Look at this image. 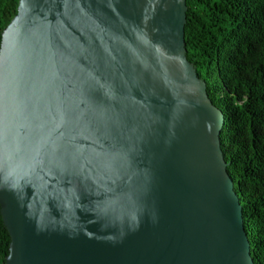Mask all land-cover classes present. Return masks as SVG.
Here are the masks:
<instances>
[{"label":"water","instance_id":"1","mask_svg":"<svg viewBox=\"0 0 264 264\" xmlns=\"http://www.w3.org/2000/svg\"><path fill=\"white\" fill-rule=\"evenodd\" d=\"M187 9L19 0L0 46L4 264H255Z\"/></svg>","mask_w":264,"mask_h":264},{"label":"trees","instance_id":"2","mask_svg":"<svg viewBox=\"0 0 264 264\" xmlns=\"http://www.w3.org/2000/svg\"><path fill=\"white\" fill-rule=\"evenodd\" d=\"M19 0H0L2 31ZM187 58L222 110L228 172L243 208L255 264H264V0H186ZM10 235L0 212V264Z\"/></svg>","mask_w":264,"mask_h":264}]
</instances>
